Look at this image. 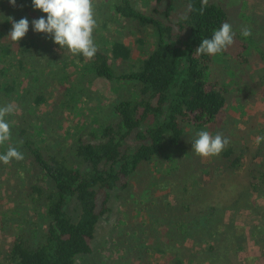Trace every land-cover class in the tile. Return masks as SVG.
Segmentation results:
<instances>
[{"label":"trees","instance_id":"obj_1","mask_svg":"<svg viewBox=\"0 0 264 264\" xmlns=\"http://www.w3.org/2000/svg\"><path fill=\"white\" fill-rule=\"evenodd\" d=\"M109 1L110 13L99 21L105 33L115 26V30L120 25L125 27L126 23L151 32L146 37L134 38L141 58H135V50L122 41L112 40L108 43L102 39L99 44L95 42L98 51L94 58L87 60L82 55H75L73 60H69L80 71V78L77 84L72 83L64 88V95L56 107L72 111L82 103L85 90L82 75L88 79L85 75L87 72L94 78L110 81L118 93L123 87H131L133 96L129 98L128 93L123 94L124 97L118 95L111 103L114 119L93 127L89 137L82 134V128H78L68 132V142L64 143L61 139L54 142L51 135L33 129L26 114L19 120V125L12 128V138L8 143L17 147L24 159L1 165L18 179H23L25 172L28 173L25 183L28 201L21 191H17L19 184L15 185L14 190H8L14 203V224L19 228L6 223L3 226V229H11L14 234V242L6 255L7 264H78L79 258L84 261L94 252L92 241L101 219L111 211L109 204L114 194L118 197L128 194L126 190L132 188L136 181L152 182L154 177L149 180L144 177L145 169L154 164L161 168L165 157H175L178 146L185 148L183 151L188 150L189 142H185L191 135V128L217 134V126L227 108L229 89L218 74L220 70L215 69V64L229 54L234 44L215 56L197 54L195 49L203 39L211 38L222 23H229L227 9L211 0H208L203 15L198 11L201 0H154L156 6H150L148 11L136 8L133 0ZM29 3L32 5V0H16V6L12 8L14 12L4 13L9 0H0V101L15 103L16 90L24 88V77H31L40 85L41 79L36 76L38 69H35L34 61L37 57L43 59L41 51L46 45L49 47L48 68L50 62L56 60L50 50L52 37L48 36L45 43L44 33L35 32L30 25L20 41L13 42L8 37L13 20L18 21V16H22L30 21L37 12L38 9H34L33 5L30 7ZM189 4L194 10L189 9ZM237 35L235 33L234 43ZM15 44L17 47H14ZM244 45L247 46L246 43ZM56 47L59 50L54 49L56 52L65 50L57 44ZM261 56L264 57V52H261ZM64 69L62 75L55 68L45 72L42 70V73L63 85L70 79ZM50 84L45 80L42 85ZM35 94L31 88L25 87L18 100L24 104ZM36 96L35 107L47 102L44 92H38ZM7 146H0V153L6 152ZM240 151L242 153L230 147L217 157L228 160L231 172L235 174L245 170L250 181L249 194L247 197H244L245 194L241 196L233 211L245 209L256 216L260 209L252 196L254 193V197L264 201V155L260 153V162L254 163L251 159L244 166L247 153ZM261 151L264 154V150ZM188 152L192 157L191 162L196 163L193 153ZM17 170H23L21 175ZM162 170L161 174L166 173ZM169 173V178L177 185L171 191H167L169 184L158 189L166 190L167 195H173V199L169 202L162 197L155 198V202L165 203L162 208H169L159 220L155 217L156 239L161 236L159 234L164 225H171L179 231L180 238L191 241L195 240L196 235L207 231V238L201 236L204 237L203 242L218 236L222 229L228 227L222 217L223 210L214 206L199 210V200H202L205 188L201 185L199 172L198 180L185 185H182L185 181L177 166L172 164ZM177 189L189 197L188 200H180L183 195L178 194ZM30 204L37 211L39 221H43L40 229L34 227ZM194 210L200 212L192 216ZM251 230L250 239L264 253V229ZM218 243L208 247L207 258L219 255L220 251H230V248L223 250L220 247L221 240ZM141 245L139 247L128 241L125 244L138 250L152 248ZM245 248L239 246L234 250L238 252ZM155 251L165 256L169 249L155 241ZM176 264L183 263L180 261Z\"/></svg>","mask_w":264,"mask_h":264},{"label":"rangeland","instance_id":"obj_2","mask_svg":"<svg viewBox=\"0 0 264 264\" xmlns=\"http://www.w3.org/2000/svg\"><path fill=\"white\" fill-rule=\"evenodd\" d=\"M211 1L220 3L227 9L229 24L232 25L234 33L238 34L237 41L231 47L229 54L215 64V69L220 70L221 73L218 74L222 76V81L229 89L227 108L221 116L217 133H222L230 140L224 151L233 147L239 153H242L240 150L247 153L244 156V166H246L251 159L254 163L260 162L262 157H260V153L264 155L261 151L264 150V146L261 147L264 144V139L257 143L258 137H264V57L261 56V52H264V0ZM133 4L143 11H148L150 6H156L154 0H133ZM29 5L32 7L30 3ZM110 5L111 1L109 0H94L97 21V27L93 33L94 42L99 44L102 39L108 43L112 40L122 41L127 46H131L135 50V58L140 59L141 56L136 49L134 38L146 37L150 31L148 29L141 30L135 24L126 23L125 27L120 25L119 29L115 30V26L105 33L99 21L102 16L109 15ZM6 7L7 10L4 13L14 12V9H12L14 6L10 3ZM46 15L37 10L29 22L41 16L46 19ZM11 17L14 16L11 14ZM18 17L17 20L19 21L22 16ZM29 25L32 26L31 23ZM245 27L251 29L252 35L250 37H241V30ZM48 36L44 34L45 43ZM51 42L52 45L49 44L51 46L50 50L52 55H55L56 60H52L50 68H48L49 53L47 50L49 47L46 45L41 51L43 59L37 57L34 61L36 63L34 67L38 69L36 76L41 79L40 85L36 80L33 81L31 77L22 78L24 88L16 90L17 97L14 99L15 103H12L16 106L17 112L6 117V119L10 121L13 128L19 125V120L26 114L27 118L30 119V124L34 126L33 129L51 135L54 142L59 139L64 143L68 142V132L76 131L78 128H82V134L89 137L93 127L98 126L99 123L107 124L114 119L111 111L112 101L120 94L123 96V94L128 93V97L132 98L133 89L126 86L121 88L120 93H118L113 89L114 85L110 81L94 78L87 75V72L85 75L88 79H85L82 75V81L85 85L82 103L72 111L57 108L58 100L64 95V88L72 83L77 84L80 71L69 63V60H73L75 55H72L67 49L63 52H56L55 50H59L54 41ZM245 43L247 46L249 45L248 49L244 45ZM15 46L17 47V44ZM64 67V71H67L70 79L66 81V76L64 78L66 82L63 85L59 84L58 80L46 77L42 73V70L45 72L55 68L58 74L62 75V68ZM120 70L123 71V69ZM45 80L50 81L51 84L42 85ZM25 87L31 88L36 94L44 92L47 95V102L40 107H35L33 105L34 99L37 97L35 94L32 99L31 97L27 100L24 99V104H20L21 102L18 99ZM8 103L11 102L8 100L0 101V106ZM199 131L202 130L195 127L191 128V135L185 142H189L188 150L193 153L192 156L195 157L197 166L196 163L191 162L192 157H189L188 150L183 151L185 148L178 146L175 157L169 155L165 157L162 160L161 168L154 164L145 169L144 177L146 176V180L154 177L152 182L136 181L132 188L126 190L128 194L120 197L114 194L113 200L109 204L111 211L101 219L96 237L92 241L94 252L84 261L79 258L78 264H176L180 261L183 264H264L262 249L257 246L253 239H250L251 229H264V201L254 197L255 194L253 193L252 198L255 199L260 209L256 216L245 209L233 211L234 205L240 201L241 196L245 194L244 197H247L249 194L250 181L248 175L243 169L237 174L231 172L230 162L226 159L217 156L209 158L198 156L192 149V143L197 138L196 134ZM258 154L259 156L256 159ZM2 163L0 162V264H7L6 255L9 254L14 242V234L11 229H3V226L6 223L8 226L19 228L14 224L15 216L12 211L14 203L8 190L11 191L12 188L14 190L15 185L19 184L20 189L16 188L17 191H21L23 198L28 201L25 193L28 173L24 171L25 178L18 179L8 169L3 168ZM172 164L178 167L182 179L185 181L182 185L196 180L199 172L202 178L201 185L205 186L201 195L202 200H199L198 206L201 205L199 210L202 211L209 206L223 210L222 217L228 227L227 230L220 227L222 234L206 239L208 237L206 236L207 231H203L202 235H196L195 240L191 241L188 238H180L179 231L172 228L171 225H164L163 228L160 227L159 235L162 237L156 239L155 217L159 220L167 214L166 211L169 208H162L165 203L155 202V198L162 197L169 202L172 201L173 195H167L166 190L163 189L158 191L159 187H166L167 184H169L167 191H171L177 185V182H172V179L169 178ZM161 169L166 171L167 174L165 172L161 174ZM194 170L197 171L196 174ZM22 172L23 170H17L19 175ZM21 180L23 183H21ZM178 194L183 195L181 190ZM188 198L183 195L180 200L184 199L186 201ZM29 209L30 214L35 219L33 221L34 227L40 229V223L43 224V221H39L38 213L33 205ZM199 210H194L192 216L196 212H200ZM232 220L233 222H231ZM201 236H206L205 239L208 241L203 242L204 237ZM215 238L221 240L220 247L223 250L230 248V251L226 253L220 251L219 255L214 254L207 258L206 250L208 247L219 244V240ZM127 241L133 244L136 243L139 247L144 244L146 246L150 245L152 248L133 249L125 246ZM155 241L169 249V251H165V256L155 251ZM120 246L122 247L120 248ZM239 246H246V250L236 252L234 248ZM205 258L207 259L205 260Z\"/></svg>","mask_w":264,"mask_h":264},{"label":"clouds","instance_id":"obj_3","mask_svg":"<svg viewBox=\"0 0 264 264\" xmlns=\"http://www.w3.org/2000/svg\"><path fill=\"white\" fill-rule=\"evenodd\" d=\"M12 6H16V0H9ZM34 9L47 14L31 21L33 30L52 37L55 44L61 49H67L72 55H82L85 59L94 58L98 49L94 42L93 33L97 27L95 18L94 0H32ZM208 0H201L199 12L203 15ZM189 9L194 10L189 4ZM186 19V17H184ZM29 31V20L21 18L12 21V30L8 37L13 42H18ZM241 35L245 38L252 35L250 28H242ZM235 33L232 25L224 22L218 30H214L211 38H205L195 49L197 54L215 56L225 52L234 44ZM17 112L14 104L8 103L0 106V146L8 145L4 153H0V162L9 164L11 161H20L24 155L17 147L8 142L12 138V125L6 117ZM197 138L192 143L194 152L202 157L218 156L230 140L222 133L215 135L208 131H199ZM264 137H258L257 143Z\"/></svg>","mask_w":264,"mask_h":264}]
</instances>
